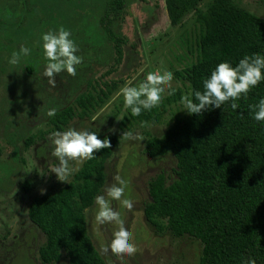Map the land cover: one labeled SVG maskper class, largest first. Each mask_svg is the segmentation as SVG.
<instances>
[{"label":"rangeland","instance_id":"rangeland-1","mask_svg":"<svg viewBox=\"0 0 264 264\" xmlns=\"http://www.w3.org/2000/svg\"><path fill=\"white\" fill-rule=\"evenodd\" d=\"M110 1L0 0V264H42L39 248L46 236L30 220L28 205L36 195L66 183L51 173L58 161L50 155V137L55 132L47 115L50 109L58 111L72 104L90 82L116 83L112 98L92 118L76 117L61 132L74 128L122 134L126 109L120 89L137 86L148 72H172L174 91L181 88L182 96H190L188 87L175 72L193 64L197 57L193 45L203 29L196 13L192 12L181 24L173 26L166 0H125L128 13L119 30L127 42L123 45V59L114 63L112 42L97 35L100 18ZM208 1L204 0L202 6ZM233 1L264 18V0ZM60 27L70 31L82 63L76 65L74 77L66 71L58 74L53 88L42 76L47 63L42 35L50 30L58 31ZM21 46L29 48L30 55L22 56L18 66L10 65L8 59ZM174 91L167 90L160 104ZM165 109L162 122L148 126L154 135L163 134L176 118L189 115L183 110L181 100L166 103ZM125 129L141 134L144 140L121 138L108 160L107 180L100 195H105V189L115 182L116 175L128 181L124 198L133 201L132 211L115 200L111 206L120 212L124 226L132 233L130 242L135 243L138 251L131 257L101 252V247L113 239L116 226L96 224L95 203L87 209V226L93 243L105 264H199L202 253L199 240L173 236L167 231L158 233L145 216V203L150 199L149 180L161 171L173 176L175 156L171 153L149 156L145 152L143 128L134 124ZM30 136L35 137L26 145ZM82 163L71 167L77 171ZM56 264H69V261L63 256Z\"/></svg>","mask_w":264,"mask_h":264},{"label":"trees","instance_id":"trees-1","mask_svg":"<svg viewBox=\"0 0 264 264\" xmlns=\"http://www.w3.org/2000/svg\"><path fill=\"white\" fill-rule=\"evenodd\" d=\"M203 2L166 0L173 26L195 12L203 29L193 45L194 63L175 72L193 100L194 92L204 90L203 81L219 63L235 67L246 55H264L263 17L233 0H209L205 6ZM125 5V0H111L97 31L112 42L114 63L123 59L127 42L119 30L128 13ZM98 82H90L72 104L49 118L55 132L76 117L92 118L112 98L117 84ZM182 92L175 90L165 103L139 116L126 109L122 120L123 132L126 126L142 127L146 122L142 128L149 156L171 153L176 158L173 176L161 171L149 180L146 219L158 233L199 240V264H244L249 257L264 264V121L254 120L249 108L264 98V81L236 101V110L228 102L199 115L178 117L163 134H152L148 126L161 123L165 104L181 100ZM97 133L100 139H110L111 148L95 153L67 183L36 195L28 205L30 220L46 236L39 248L42 264L59 263L63 256L69 264H105L89 235L87 209L106 184L107 163L122 134ZM34 137H28L25 144Z\"/></svg>","mask_w":264,"mask_h":264},{"label":"clouds","instance_id":"clouds-1","mask_svg":"<svg viewBox=\"0 0 264 264\" xmlns=\"http://www.w3.org/2000/svg\"><path fill=\"white\" fill-rule=\"evenodd\" d=\"M70 31L60 27L58 31H48L42 35L43 56L47 63L44 65L42 76L47 78L51 87H56V76L66 71L69 76H76V65L82 63V57L78 56V46L70 38ZM31 50L21 46L18 52H13L8 63L18 66L22 56L30 55ZM174 75L170 71L148 72L144 80L137 86H125L120 89L123 97V106L130 109L132 116L141 115L142 111H151L160 105L164 93L172 89ZM264 81V55L253 54L245 56L233 67L228 62L219 63L211 72L209 78L203 81V91L194 92V100L190 96L181 97L183 110L189 115H199L211 108H221L225 103L231 102V108L236 110L239 105L236 102L241 97L246 98L248 93ZM195 101V102H194ZM254 120L264 121V98L258 104L249 106ZM56 114V109L47 112L49 117ZM146 126V122L141 125ZM111 131V130H110ZM124 140L143 141L144 137L139 133L126 131L122 133ZM50 155L58 161L57 166L51 169L61 182L68 181L76 170L71 167L74 163H82L94 158L95 153L111 148V141L107 137L100 139L97 132L89 130H76L69 128L65 131L52 133L50 137ZM43 172V170H41ZM114 183L105 189V195L95 197L94 220L98 225L114 224L116 230L113 239L107 246L101 247V252H111L117 257L134 256L138 248L131 243L132 233L124 226V220L120 212L113 209L111 201H118L122 207L132 211L134 204L131 199L124 198L128 181L120 175H116ZM244 264H256L254 258L249 257Z\"/></svg>","mask_w":264,"mask_h":264}]
</instances>
